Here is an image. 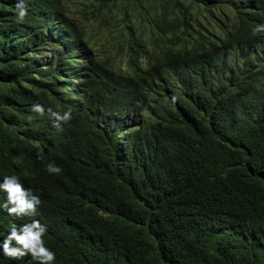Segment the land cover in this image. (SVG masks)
<instances>
[{"label": "trees", "instance_id": "16d2710c", "mask_svg": "<svg viewBox=\"0 0 264 264\" xmlns=\"http://www.w3.org/2000/svg\"><path fill=\"white\" fill-rule=\"evenodd\" d=\"M15 2L0 0V177L37 175L54 264H264V0H26L23 22ZM62 29L88 75L35 58ZM244 42L263 46L230 75L215 66ZM132 87L140 119L120 152L99 115L122 114ZM37 101L72 119L21 117Z\"/></svg>", "mask_w": 264, "mask_h": 264}, {"label": "clouds", "instance_id": "9594fccd", "mask_svg": "<svg viewBox=\"0 0 264 264\" xmlns=\"http://www.w3.org/2000/svg\"><path fill=\"white\" fill-rule=\"evenodd\" d=\"M13 10L16 14L17 21L23 22L27 15L26 0H16ZM54 25V22L47 23V30L54 31ZM252 32L253 34L264 33V23L256 25L252 28ZM55 34L60 39L55 42L63 44V47L58 48L55 52L51 47H48L46 50L40 49V52L35 55V58L42 60L41 64L48 60L53 61L50 64L53 69L55 60L50 58L55 59L54 53H56L60 55V60L57 62L58 65H68L63 60L64 56H66L68 62L69 59L73 60L79 73L78 75H88L91 73V67L85 62V60L89 61V56L86 54L84 45L78 39L67 38L66 31L63 29L61 31H55ZM124 41L128 46L133 45L131 39ZM262 46L260 43L249 42L231 45L226 54L223 55L224 58L219 60L215 66H219V70L222 69L226 71L227 75H230L226 67L241 63L245 58H249L252 54L260 51ZM222 51V47L217 48L215 51L216 57ZM49 52L52 55H49ZM128 52L131 51L128 49ZM131 53L134 54L133 52ZM135 56L137 57V55ZM47 63L49 64V62ZM217 72L213 71V76ZM231 79L226 82L228 85H230ZM73 82L74 84L78 83L75 78ZM82 85L80 84L79 86L82 88ZM74 91L81 93L82 90L74 89ZM138 98L137 90L132 87L124 94L121 108L122 114L102 113L99 115L100 120H102V125L109 122L110 132L114 137L112 141L116 143L117 149L120 152L123 147H130L129 136L126 134V131L131 133V128L140 119L136 109L138 108ZM72 99L78 102L77 107H80L79 105L82 101L77 97H73ZM22 110L20 113L21 117H27L31 122H36L43 118V116H47L52 127L57 131H62L63 125L72 119L71 108L63 112L54 111L51 107L46 108L38 101L27 105ZM43 130L44 127H37L39 133H42ZM58 146L66 147L67 144L63 140L58 142ZM128 155L131 156V153ZM44 170L49 175H59L62 171L60 166L51 161L44 166ZM26 173L27 176L11 173L0 177V256H4L9 260H15L16 262L24 261L26 256H30L37 264H54L56 253L47 247L44 241V236L47 232V226L44 224V220L47 218V210L44 199L38 195L39 187L41 188L40 181L35 173L33 174L28 171Z\"/></svg>", "mask_w": 264, "mask_h": 264}]
</instances>
